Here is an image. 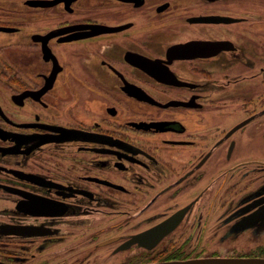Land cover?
Returning a JSON list of instances; mask_svg holds the SVG:
<instances>
[{
    "label": "flooded vegetation",
    "instance_id": "1",
    "mask_svg": "<svg viewBox=\"0 0 264 264\" xmlns=\"http://www.w3.org/2000/svg\"><path fill=\"white\" fill-rule=\"evenodd\" d=\"M263 236L264 0H0V264Z\"/></svg>",
    "mask_w": 264,
    "mask_h": 264
},
{
    "label": "water",
    "instance_id": "2",
    "mask_svg": "<svg viewBox=\"0 0 264 264\" xmlns=\"http://www.w3.org/2000/svg\"><path fill=\"white\" fill-rule=\"evenodd\" d=\"M150 264H264V257H199Z\"/></svg>",
    "mask_w": 264,
    "mask_h": 264
},
{
    "label": "rangeland",
    "instance_id": "3",
    "mask_svg": "<svg viewBox=\"0 0 264 264\" xmlns=\"http://www.w3.org/2000/svg\"><path fill=\"white\" fill-rule=\"evenodd\" d=\"M6 7H12L11 5H7ZM9 9H11V10H9V11H14L15 13H17L18 15H20L21 16V13H23L22 14V16L23 17H26V16H28L25 12L26 11H18V10H15V9H13V8H9ZM8 13H10V12H8ZM261 241L264 243V236L261 238Z\"/></svg>",
    "mask_w": 264,
    "mask_h": 264
}]
</instances>
